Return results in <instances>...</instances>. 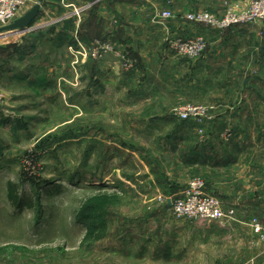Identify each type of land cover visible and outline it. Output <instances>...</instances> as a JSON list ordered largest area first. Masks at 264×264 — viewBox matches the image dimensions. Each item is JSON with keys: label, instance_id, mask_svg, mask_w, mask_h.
<instances>
[{"label": "rangeland", "instance_id": "rangeland-1", "mask_svg": "<svg viewBox=\"0 0 264 264\" xmlns=\"http://www.w3.org/2000/svg\"><path fill=\"white\" fill-rule=\"evenodd\" d=\"M200 1L30 0L19 18L41 4L36 30L0 34V264H191V248L203 244L201 235L209 226L223 222L176 218L170 199L181 198L193 180L203 181L205 193L226 211L243 198L256 201L264 194L263 31L258 54L248 65L244 62L235 80L197 73L191 86V73H180L173 78L179 88L164 89L165 100L132 94L140 83L160 92L161 78L171 82L172 69L160 71L163 58L190 66L191 72V59L178 56L173 47L176 40L193 38L187 16L207 12L222 17L238 8L229 4L222 14L191 11V4ZM86 3L90 7L77 14ZM119 5L148 12L132 18L140 28L135 35L148 70L134 53L137 44L107 36L117 13L104 9ZM95 41L128 55L133 68L124 70L112 52L101 59L79 54V43L89 47ZM128 75L127 91L121 92L120 81L111 85L114 76ZM188 105L207 108L209 119L179 120L176 111ZM210 138L212 146L206 142ZM225 147L240 155V175H224L234 189L221 184L220 172L186 162L190 151L203 163ZM10 183L16 185L18 207L9 200ZM96 195L118 197L107 210V237L98 243L86 239L90 221L80 218ZM160 208L168 218L155 215ZM149 227L154 231H146ZM148 235L156 241L152 248L163 243L176 248L177 257L155 263L152 257L131 255L147 247ZM172 238L173 245L167 244Z\"/></svg>", "mask_w": 264, "mask_h": 264}, {"label": "crops", "instance_id": "crops-1", "mask_svg": "<svg viewBox=\"0 0 264 264\" xmlns=\"http://www.w3.org/2000/svg\"><path fill=\"white\" fill-rule=\"evenodd\" d=\"M195 1L197 2L198 0H191V3ZM200 2L201 5L191 4V11L195 9H203L213 12L214 14H222L227 5L232 4L231 6L235 5V7L239 8L248 4L249 0H201ZM131 7V5H119L117 8L114 7L111 9V6H108L104 9L106 10V13H117V17L115 16L116 20H114L112 24H109L110 27L114 28L108 30L107 36L112 39L119 36V38L127 40L128 43L137 44V50L134 49V53L137 56H141L140 59L145 62V68L148 70L149 64H146L147 62L144 54L145 49L138 45V41L141 40L137 35H135V32L139 31L140 28L137 26L138 24H134L132 22V18L135 14L140 15L148 12L145 9H130ZM154 31L156 33L158 31L157 28H155ZM261 32L262 29L260 25L250 27H234L221 32L210 30L204 26L191 23V37L204 35L209 44L207 51L201 58L191 60V72H188L190 70V66L187 68L186 66L178 64V62H176L177 60L163 58L162 61H160V71H162L163 68L166 69L170 67L172 69V72L169 73L172 77L171 82L168 83L166 80H163L164 78H161L160 92H153L154 89L147 82L145 84L140 83L132 94H134L137 98L149 97L151 95L165 100L168 93H165L164 89L167 90L168 88H171V91L174 92L179 88L180 82L178 79H175L174 81L173 78L174 76L178 77V74L180 73H191L188 76L191 78L189 79V82L191 80V86L195 81V75L197 73L212 72L215 74L214 79H220L218 75H227V79H229L227 81L235 80L236 76L240 77L241 74H243V69L246 66L244 62L248 65L249 60L252 62L254 57L258 54V39ZM123 35H125V37ZM113 70L114 73H116V66L113 67ZM162 75H166L164 70ZM114 77L116 79H114L113 83L110 82L111 85L115 83L117 84V82L120 81L121 92L127 91V86L130 85V80H132V78L129 79V75L127 77ZM124 79H126L127 82ZM239 112H243V107L239 110ZM237 127L239 128V126ZM239 139L242 141V137ZM213 140L214 138H210L206 140V142L212 146L214 144ZM239 142L238 138L234 140V144L236 145H238ZM229 146H231V144ZM239 157V154L229 152L228 148L225 147V149L221 151L220 155H218V159L213 157L216 164L210 163L213 162L211 157L209 160H205L206 162H198L196 160V154L191 151L187 154L186 162L188 163V166H198L202 164L205 168H210L214 171L220 172L223 176L221 184L230 187V189H234L236 187L235 183L227 180L224 181V175L231 176L233 173L237 174V171V176L240 175L241 164ZM184 190L181 192L182 194H184ZM150 205H152V207L156 206L155 203ZM258 206L260 208H264V194L260 195L256 201L249 197L243 198V200L236 206V209H234L236 212L234 219L227 222L225 221L226 223H217L209 226V229L201 235L203 237L201 240L203 244H196L195 242L196 246H194V244V247L191 248V264H264V244L261 243L258 236L253 233L250 226V220L253 217L259 218L264 225V213L263 211H260V208L256 210V207ZM160 209L161 211L155 215L162 218H168V213L166 214L165 209ZM141 228L144 230V227L141 226ZM152 230L153 228L149 227L146 231ZM170 233L173 235L172 232ZM175 233L177 234L176 231ZM174 236L176 237V235ZM173 240V238L169 239L167 244L171 242L173 245ZM144 241L147 243L146 248L141 250L135 249L137 250L136 253L134 252L135 250H131L132 252L130 254L133 256L152 257L155 263H161L164 262V260H167L168 262L173 260V258L177 257V254L179 253L176 248H165L163 243L158 248H152L151 246H153L156 241H153V239L150 238V235H148Z\"/></svg>", "mask_w": 264, "mask_h": 264}, {"label": "built area", "instance_id": "built-area-1", "mask_svg": "<svg viewBox=\"0 0 264 264\" xmlns=\"http://www.w3.org/2000/svg\"><path fill=\"white\" fill-rule=\"evenodd\" d=\"M30 0H0V29L8 27L19 18V13L24 9ZM72 2H83V0H69ZM90 7L88 3L76 9V13H82ZM170 17V15H165ZM192 24L204 26L210 30L224 32L234 27H250L260 25L264 32V0H250L247 5L230 9L224 16L219 17L207 12L195 13L186 18ZM36 27L33 26L32 29ZM174 50L180 57L191 60L201 58L207 48V39L198 35L191 40H176L173 43ZM80 55L88 56L89 53L96 59H101L108 52L116 54L120 59L122 67L130 71L134 63L126 54L114 52L109 44L95 41L91 46L85 47L79 43ZM175 116L181 121L194 120L202 122L209 119L208 109L203 106L188 105L176 111ZM206 184L201 180H193L188 184L181 198L169 200L172 215L179 219H186L196 222H224L232 220L236 216L234 210L226 211L220 201L205 193ZM250 226L255 235L264 244V225L259 218H253Z\"/></svg>", "mask_w": 264, "mask_h": 264}, {"label": "trees", "instance_id": "trees-1", "mask_svg": "<svg viewBox=\"0 0 264 264\" xmlns=\"http://www.w3.org/2000/svg\"><path fill=\"white\" fill-rule=\"evenodd\" d=\"M8 191L10 202L12 205L18 207L20 199L16 185L10 183ZM117 201L118 197L116 195H96L87 201L80 213L82 221L85 219L90 221L86 239L96 243L106 239L109 228L107 223V210L109 207L115 206Z\"/></svg>", "mask_w": 264, "mask_h": 264}, {"label": "water", "instance_id": "water-1", "mask_svg": "<svg viewBox=\"0 0 264 264\" xmlns=\"http://www.w3.org/2000/svg\"><path fill=\"white\" fill-rule=\"evenodd\" d=\"M41 9H42L41 4L34 6L23 17L17 19L14 23L9 25L8 27L0 29V34L9 31L20 34V33H26L31 30L32 31L36 30V28L32 29V27L34 26L36 19L41 12Z\"/></svg>", "mask_w": 264, "mask_h": 264}, {"label": "bare ground", "instance_id": "bare-ground-1", "mask_svg": "<svg viewBox=\"0 0 264 264\" xmlns=\"http://www.w3.org/2000/svg\"><path fill=\"white\" fill-rule=\"evenodd\" d=\"M32 31V30H31ZM29 32V31H28Z\"/></svg>", "mask_w": 264, "mask_h": 264}]
</instances>
